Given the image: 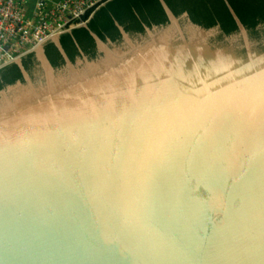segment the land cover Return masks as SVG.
<instances>
[{
    "label": "water",
    "instance_id": "1",
    "mask_svg": "<svg viewBox=\"0 0 264 264\" xmlns=\"http://www.w3.org/2000/svg\"><path fill=\"white\" fill-rule=\"evenodd\" d=\"M223 1L229 34L159 0L164 23L90 16L8 63L0 264H264V23Z\"/></svg>",
    "mask_w": 264,
    "mask_h": 264
},
{
    "label": "trees",
    "instance_id": "2",
    "mask_svg": "<svg viewBox=\"0 0 264 264\" xmlns=\"http://www.w3.org/2000/svg\"><path fill=\"white\" fill-rule=\"evenodd\" d=\"M228 1L247 27L252 28L257 23H264V0ZM165 2L175 14L187 10L194 21L205 26H211L218 21L227 34L236 30L234 20L223 0H165ZM114 20L125 25L126 29L131 31L143 30L141 20L147 25L159 24L166 21V16L159 0H107L104 5H100L93 12L87 21V26L100 38L109 34L111 39L115 40L119 38V35ZM75 30L74 35L77 36L79 29ZM81 32L90 38L86 30ZM88 53H93V50ZM47 56L53 65L62 63L59 62L60 58L53 59L49 55ZM22 64L26 70H29V66L32 65L31 55L23 58ZM21 78V71L13 62L0 68V88Z\"/></svg>",
    "mask_w": 264,
    "mask_h": 264
},
{
    "label": "built area",
    "instance_id": "3",
    "mask_svg": "<svg viewBox=\"0 0 264 264\" xmlns=\"http://www.w3.org/2000/svg\"><path fill=\"white\" fill-rule=\"evenodd\" d=\"M0 0V67L77 26L107 0Z\"/></svg>",
    "mask_w": 264,
    "mask_h": 264
},
{
    "label": "crops",
    "instance_id": "4",
    "mask_svg": "<svg viewBox=\"0 0 264 264\" xmlns=\"http://www.w3.org/2000/svg\"><path fill=\"white\" fill-rule=\"evenodd\" d=\"M110 1V0H109ZM107 2V1H106ZM106 2H104L103 4H101V5H104ZM33 4H34V2H33V0H29L28 1V3H27V7H26V11H27V13H31V10H32V8H33ZM76 27V26H75ZM73 28V27H72ZM60 35V34H59ZM59 35H55V36H52V37H50V38H48L42 45H44V44H47V43H49L51 40H53V39H55V38H57ZM40 46V45H39ZM39 46H37V47H39ZM37 47H35V48H37ZM35 48H32L31 50H29L28 52H30V51H32L33 49H35ZM27 52V53H28ZM26 54V53H25Z\"/></svg>",
    "mask_w": 264,
    "mask_h": 264
},
{
    "label": "flooded vegetation",
    "instance_id": "5",
    "mask_svg": "<svg viewBox=\"0 0 264 264\" xmlns=\"http://www.w3.org/2000/svg\"><path fill=\"white\" fill-rule=\"evenodd\" d=\"M67 31V30H66ZM25 58V57H24ZM22 59H23V57H22Z\"/></svg>",
    "mask_w": 264,
    "mask_h": 264
}]
</instances>
